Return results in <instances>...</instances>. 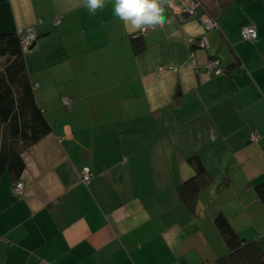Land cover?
Masks as SVG:
<instances>
[{
    "label": "crops",
    "instance_id": "0c3cea01",
    "mask_svg": "<svg viewBox=\"0 0 264 264\" xmlns=\"http://www.w3.org/2000/svg\"><path fill=\"white\" fill-rule=\"evenodd\" d=\"M184 1L168 0L136 56L141 34L111 0L94 15L83 0H0V33H37L25 59L52 127L23 154L22 192L0 180V264H219L220 214L264 249V0H233L211 31ZM214 57L218 76L205 72ZM193 156L212 179L196 215L177 195Z\"/></svg>",
    "mask_w": 264,
    "mask_h": 264
},
{
    "label": "trees",
    "instance_id": "16d2710c",
    "mask_svg": "<svg viewBox=\"0 0 264 264\" xmlns=\"http://www.w3.org/2000/svg\"><path fill=\"white\" fill-rule=\"evenodd\" d=\"M194 2L196 9L191 17L199 19L206 15L217 23L219 15L233 0ZM130 42L134 55L145 51L146 44L142 34L132 36ZM26 54L22 51L18 33H0V180L7 175L14 185L19 183L25 170L23 154L52 132L45 112L36 100ZM238 63L232 64L228 69L237 67ZM187 162L194 174L177 187V195L191 213L196 215L199 194L212 184V179L198 156L190 157ZM227 186L225 179L219 185V190ZM256 191L259 198L264 200V184L257 187ZM215 224L228 248V254L218 260L219 264H264V249L258 241L241 238L223 214L217 216Z\"/></svg>",
    "mask_w": 264,
    "mask_h": 264
},
{
    "label": "clouds",
    "instance_id": "9594fccd",
    "mask_svg": "<svg viewBox=\"0 0 264 264\" xmlns=\"http://www.w3.org/2000/svg\"><path fill=\"white\" fill-rule=\"evenodd\" d=\"M113 15L123 22L131 34H143L165 25L164 5L168 0H111ZM108 0H83L91 14L103 10Z\"/></svg>",
    "mask_w": 264,
    "mask_h": 264
},
{
    "label": "built area",
    "instance_id": "2783aa9c",
    "mask_svg": "<svg viewBox=\"0 0 264 264\" xmlns=\"http://www.w3.org/2000/svg\"><path fill=\"white\" fill-rule=\"evenodd\" d=\"M182 11L185 12L187 15L192 16L195 13L196 4L193 0H185L184 5L181 7ZM200 21L203 23L204 28L206 31H211L217 29V23L211 20L208 16L204 15L199 18ZM56 23H59V19L56 20ZM18 34L21 37V48L24 53H28L34 47L36 40H37V33L34 29H27V30H20ZM241 37L245 41H255L257 39V31L253 27H245L241 31ZM199 47L206 48L208 46V41L205 38H202L198 42ZM189 66L192 68H196V62L192 59L189 63ZM221 63L218 59L210 60L206 66L205 72L209 75H220L222 71ZM63 105L66 107L70 106V101L68 98L63 99ZM258 136L256 134H252V139L256 141ZM81 180L82 182L87 185L90 183L93 173L91 172L90 168L85 166L81 171ZM23 190V184L17 183L15 185V192L20 193Z\"/></svg>",
    "mask_w": 264,
    "mask_h": 264
}]
</instances>
